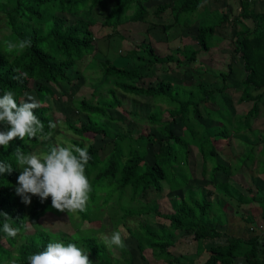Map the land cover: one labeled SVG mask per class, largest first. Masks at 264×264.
Returning a JSON list of instances; mask_svg holds the SVG:
<instances>
[{"label":"trees","instance_id":"obj_1","mask_svg":"<svg viewBox=\"0 0 264 264\" xmlns=\"http://www.w3.org/2000/svg\"><path fill=\"white\" fill-rule=\"evenodd\" d=\"M205 1L172 0L159 4L151 13L148 6L150 0H0V95L12 90L19 103L25 92H35L40 102V107L34 110L35 114L44 123V132L51 133L47 141L38 139L28 141L26 137L27 142L16 139L7 150L0 147V162L13 166L11 174L5 173L0 176V213H7L8 222L12 227L19 229L16 238L6 237L2 231L5 217L0 216V264H11L12 261H15V264H27V257L43 251L50 241L75 243L78 247H83L88 252L92 264H113L107 247L94 232L98 231L99 225L103 224L102 220L105 219L114 231H119L114 222L115 208L123 210L124 216L128 217V212L118 203H114L115 194L121 200L124 194L131 193L132 200H137L139 205L145 206L143 207L145 213L158 217L157 221L162 227L155 229L150 225H143L144 231L139 235L138 246L144 259L146 257L143 254L149 249L156 260L165 261L166 264H189L187 258L190 256H175L169 251L171 244H175L176 233L182 232L183 236L193 235L200 243L201 247L193 255L195 260L191 261L192 264H197L202 252L206 251L207 248L202 247L204 241L222 237L223 233L218 229L222 223L221 216L228 217L233 212H228L231 209L226 208L228 205L221 204L218 205V211H215L210 198L214 192L218 195L224 194L229 204L239 200V206L242 207L258 203L264 208V199L257 200L256 196H252L249 201L244 200L229 185L233 168L227 160L220 158L224 143L230 139L232 120L223 119L224 116L222 117V112L219 111L220 117L213 127L202 124L203 114L199 107L203 103H206L204 109L208 115L213 110L207 108V104L219 105L220 100L222 105H227L223 93L228 89L229 76L239 71L234 69V63L229 64V73L220 74L221 88H208L204 84L186 88L165 80L154 84L146 82L142 73V70H150L155 66L170 67L174 64L177 69L190 67L198 61L199 54L212 49L211 44L217 27H222L229 19L224 13L220 14L219 22L214 21L216 17L204 16L200 10ZM255 1L240 0L241 11L233 20V50L241 55L243 60L241 69L247 74L240 82L242 93L239 102H255L242 119L244 127L234 130L237 133L251 131V123L261 112L260 101L264 94V12H255ZM167 11L171 12L176 27L191 28L199 22L198 48L195 50L185 45L183 48L186 58L183 60L178 57V52L162 57L152 43H131L126 37L121 36L122 44L129 43L128 45L133 48L125 49L124 54L121 53L112 60L107 58L99 61L102 77L115 80L108 90V95L113 98L107 101L100 100L97 105L86 97L76 99L74 109L78 114L86 116V122L76 126L70 122V118H66L67 129L77 138L67 137L64 138L67 140L65 142L78 147H88L91 160L86 167V175L93 189L89 200L98 203L103 216L88 215L86 210L70 215L66 212L61 213L52 208L51 198L41 203L33 196L30 205L22 203L15 192L20 171L16 168L14 160L16 148L19 147L27 153L45 145L43 152L45 153L52 146H65V142L54 141L56 134L59 133L58 122L53 117L46 98L56 95L54 88L60 89L65 84L67 87L75 88L79 77L74 78V75L80 76L82 66L87 64L90 58L93 59L95 54L104 55L99 51L94 30L96 24H92L87 16H96L97 24L108 30L105 36L111 39L114 33L121 32L122 26L129 23L151 26L152 18H162ZM104 15V19H100V16ZM248 20L253 23L252 27L244 26V22ZM25 39L30 40L31 45L22 52L18 49L6 50L5 41L18 42ZM125 60L130 62L124 63ZM15 69H20V73L27 72V78L16 79L20 73ZM117 90L131 97L152 98L155 102L168 106L167 109L159 106L158 111L145 117L155 130L149 131L147 135L140 132L135 136L134 130L127 128L124 131L121 125H118L119 121L108 113L109 109L122 106ZM226 112L232 116L229 108ZM164 114L168 119L163 118ZM176 119H180L183 124V134L180 136L172 129ZM49 122L54 123L56 127L49 128ZM120 122L126 124L124 119ZM0 130H4L2 125ZM90 135L110 140V143L103 148H97L90 143L92 139ZM171 141L179 149H176V145L172 146ZM261 144L264 147V141L250 145L251 151L243 157V162L249 164V161L254 160L257 147ZM192 145L197 147L202 158V177L209 180L206 186H213L214 192L207 193L204 188L184 190L190 185V181L195 179L193 168L188 165ZM157 146L158 151L155 150ZM178 152L182 153L180 159L176 158ZM261 153L264 155V150ZM210 160L215 164H211L212 169L209 167L208 170ZM181 164L188 167L185 176L181 168H177ZM219 173L225 176L224 181L218 178ZM164 185L167 186L165 192L168 190L185 192L179 201H175L176 208L172 215H162L158 209V201L151 207L149 205L151 202L140 199L151 189L161 192ZM251 191L249 190L250 194ZM198 195H201L202 200L201 197H197ZM109 203L110 206L105 207V204ZM215 212L221 216L215 215ZM106 213L110 218L107 219ZM66 214L74 217L81 214L82 219L81 222H76L79 227L75 229V233L65 226L56 229L53 225L52 228L46 227L47 216L52 215L53 218L59 219ZM136 215L132 214V217ZM246 222L257 225L253 215H250ZM166 224L168 226L163 227ZM55 225L58 226L56 223ZM28 228L32 230L29 233ZM130 232L133 236L131 229ZM208 251L210 256L204 264H234L239 258H244L247 264H264V237L259 234L247 238L230 235L227 244H217Z\"/></svg>","mask_w":264,"mask_h":264},{"label":"rangeland","instance_id":"obj_2","mask_svg":"<svg viewBox=\"0 0 264 264\" xmlns=\"http://www.w3.org/2000/svg\"><path fill=\"white\" fill-rule=\"evenodd\" d=\"M160 0H150L148 3L149 10L152 13L154 10H156L157 6L160 4ZM257 2H262L258 1ZM110 7V6H109ZM263 7V8H262ZM202 8V7H201ZM109 10V9H108ZM258 11L264 10V4L261 3L258 5ZM233 13V12H232ZM221 13L216 12L213 17L214 21L219 22L221 18ZM99 16V15H98ZM91 17V18H90ZM87 16V19L92 22V24H96L94 30L96 33L97 43L99 45V51L101 54H104L102 56L95 54V56L90 58L87 61V64L82 66V73L79 75L75 74L74 78H78V84L75 85V88H71L70 86L67 87V85H63L60 89L54 88L56 95L53 97H47L46 103L51 108V113L55 120L58 122V129L59 133L56 134L55 142L59 143L60 141L65 142L67 140H64V138L69 139L71 138H77L69 129H67L66 125V118H70V122L72 124H75L76 126H80L82 123L86 122V116L84 117L83 114H78L76 110L74 109V104L76 99H81V97H86L88 100H90L94 105H97L100 100L107 101L113 98V96L108 95V90L113 86L115 80L104 78L101 66L99 65V61L103 59H109L112 60L113 58L117 57L121 53L124 54L125 49H132L133 47H130L128 44L121 42L120 37L124 36L127 38L128 41H133L131 43L135 42H142L144 38H148L146 40L151 39L153 43L159 47L162 48L164 51L162 52L160 50L161 55H167V52L171 50H175L179 53L180 58L185 56L186 52L184 50V46H182V43H180L179 35L180 33H174L171 34L169 37L165 36L164 31L162 28H158L157 24L152 18V25H148L150 27L149 31L144 33V28L147 27V25L143 24L140 25L129 23L121 27V32L119 34L114 33L112 36L113 38L107 39L105 35H107L108 30L103 29L100 27L99 23L97 24V17ZM104 16H100V19H104ZM165 20V19H164ZM166 21V20H165ZM164 22V21H163ZM250 27L253 26V23L248 20L247 22ZM217 24V23H216ZM154 25V26H153ZM244 26H246V21L244 22ZM231 30V29H230ZM139 31L138 37H136L135 32ZM151 31V32H150ZM133 32V33H132ZM194 34L190 37L192 40L195 36V30L193 31ZM131 35H130V34ZM197 33V32H196ZM120 35V36H118ZM144 35V36H143ZM224 35V36H223ZM143 36V37H142ZM219 36L225 37L226 41L216 39V41L212 42V51L206 52L207 57L203 61L197 62L192 64L190 67H186L183 69H177L173 65L172 66H155L150 70H142L143 76L146 79V82H153L154 84L157 83L160 80H165L168 82H172L174 84H181V86H184L186 88L190 86H196L198 84H204L208 88H221L222 86V80L219 78L220 74L222 72L226 73L228 72V66L232 62L233 57L236 59L234 64V69L239 70L235 74H231L229 76V80L227 82V91L223 93V97L225 98L227 105H222L221 101L219 100V105L209 103L207 104V108H210L213 110L210 112L211 114L208 115L206 113L204 107H206V103L202 104L199 108L202 111L203 114V121L202 124H204L206 127H213L216 124L217 119L220 117V112H222V117L225 120H232L231 124V131H230V139L227 140V142L223 145V155L224 157H221L220 159L224 158L223 160H226L229 162V165L233 168V176L230 178L229 185L232 186L234 192L236 191L237 194L242 196L244 200H250L252 196H257L259 198H264V193L261 192L259 189L264 188V186L260 185L258 188L257 182L254 180V177L256 176L257 171V164L261 160H263V165L261 166V169L263 171L264 169V155L261 154V151L255 152V159L252 161H249L250 166L246 165V162H243V157L248 153L247 151L251 149L250 145L246 144H253L252 142H255L256 139L264 141V94L261 98L260 103V114L257 117V119L253 120L251 123V131L246 132H234L236 129H240L244 127L243 123V117L246 116V114L249 112V110L253 107V102H244L240 103L239 99L242 93V87L240 85V82L242 79L245 78L247 75L246 72L243 69L242 63H240L239 56L237 54H234L233 48H232V30L231 33L229 31H225L224 33L220 34ZM197 37V34H196ZM133 38V39H132ZM176 39V40H175ZM168 41L166 43L167 47H164V44L162 42ZM165 43V44H166ZM231 43V45H230ZM122 46H124L122 48ZM189 46V45H188ZM192 48V46H189ZM122 48V50H121ZM177 48H180L178 51ZM122 54V56H123ZM177 56V55H176ZM178 56V57H179ZM121 63L122 61L119 60ZM130 61L125 60L124 63H129ZM132 63V62H131ZM242 68V69H241ZM229 73V72H228ZM70 90H69V89ZM96 90V93L94 94ZM72 91V92H71ZM71 92V93H70ZM29 94L33 95L37 99V94L35 92H29ZM118 98L122 102V106L115 107L109 109V114L115 119L118 120V125H121V128L125 131V129L130 128L133 131V135L138 136V133L141 132V134H149V131L155 130V128L149 124V121L147 117L150 113L155 112L159 106L162 107V109H167L168 106L165 104H161L159 102H155L152 98H140V97H131L129 95H124L122 91L117 90ZM219 95V94H217ZM222 99V98H221ZM114 101V100H112ZM230 109L232 112V116L230 117L228 113L226 112L227 109ZM158 111V110H157ZM220 111V112H219ZM165 120L168 119V116L164 114L163 117ZM121 119H124L126 121V124L123 122H120ZM172 129L177 135L183 134V124L180 119H176V124L172 125ZM92 138V139H91ZM90 143L94 144L97 148H103L108 143H110V140H105L102 137H92L90 135ZM88 144V143H86ZM172 146L176 145L173 141H171ZM72 145L69 142H65V146ZM45 145L39 146L35 149L37 153H43L45 149ZM159 146L155 147V150L158 151ZM191 153H190V163L188 165L192 166L194 177L195 179L193 181H190V185L188 187H185L184 190H187L189 188H204L206 191L214 192L215 188L212 186H206L207 182H209L208 179H204L202 177V158L199 154V151L197 147L192 145L191 147ZM236 148V150H235ZM261 148V146L258 147V150ZM176 149H179V147L176 145ZM127 152V150H124ZM178 156H176L177 159H180L182 156V153L178 152ZM241 157V158H240ZM263 157V158H262ZM241 159L237 162L235 159ZM234 161V163H233ZM189 162V161H188ZM209 167L212 169L211 164H215L213 160L209 161ZM245 164V165H244ZM236 166L238 168H236ZM248 166V167H247ZM260 166V165H259ZM177 168H181L182 172L184 173L188 167L183 164L177 166ZM260 169V167H259ZM260 169V170H261ZM260 171V173H262ZM263 174V173H262ZM218 178L224 181L225 176H223L221 173L217 174ZM218 179V180H219ZM220 181V180H219ZM241 183L244 187L242 188V193L238 189V186L236 185V182ZM259 182V181H258ZM167 186L164 185L161 192H156L155 190L151 189L149 190L144 197H140V199H143L145 202H151V205H156L154 202L158 201V209L159 212L164 214L172 215L175 212V201H179L180 197L182 198L184 195V190L178 191V192H171L168 190L165 192ZM252 190L251 194L249 193V190ZM188 194H186L187 196ZM262 196V197H261ZM131 193H126L121 197V200H119L117 194L114 195L113 200L114 203H118L120 207L125 209L126 212H128V217H132V214H137L136 221H129L127 222V225L131 227V231L133 233V237H130L129 235H125L121 232V235L124 239V248H117L113 246L112 248H109L105 245L103 242L102 237L104 235H110L113 231L112 229L108 230L109 228L105 223L99 225L98 231L94 232L95 236H98L100 239H102L101 242L104 243V245L107 247V251L109 256L112 259L113 264H165V261H158L154 258L152 255V251L147 249L144 252V256L147 258L144 259L142 256L139 248L138 243H140V233L144 231L143 224H149L152 228H159L161 224L157 221L158 217H155L154 214L148 215V213H145V209L139 205V202L137 200L131 199ZM197 197H201V195H198ZM212 203L215 207V211L217 212L219 207L218 205L226 206V208L230 209L228 212L232 211L233 217L231 219L222 218L223 222L219 224V230L222 231L223 236L219 239L215 240H207L203 242L202 247H206V251L202 252V256L199 257V260L197 264H204V262L208 259L210 256V252L208 249L210 247H213L217 244H227L228 237L231 236H241V237H251L252 235H255L257 233H261V236L264 237V223H263V214H264V208L260 205H249L248 207L239 206V200L234 201L232 204H229L228 199L224 194H217L214 192L213 195L210 196ZM178 199V200H177ZM202 200V197H201ZM94 200H89L88 205L86 207V212L89 215H99L103 216V213L101 210H99V205L97 202H94ZM102 203V201H100ZM109 204H105V207H109ZM230 206V207H229ZM152 207V206H151ZM264 207V206H263ZM97 208V209H95ZM96 211L98 213H96ZM214 211V210H213ZM214 213L215 215L221 216L220 213ZM143 213V214H142ZM145 213V214H144ZM116 215L115 218L118 219L121 215V213H118L117 211L114 212ZM253 215L255 222L257 225H253L246 222V217L248 215ZM93 217V216H92ZM213 217H215L213 215ZM53 219L55 221H53ZM81 214L77 217L74 216H61L59 219L53 218L52 215H49L45 218V223L47 228H57V227H67L69 231L73 233L76 232V228L79 227V222H81ZM78 221V222H77ZM77 222V223H76ZM55 223L58 225L56 226ZM137 224V225H136ZM165 224V223H162ZM168 224V223H167ZM163 225V227H166L168 225ZM162 227V226H161ZM48 230H54V229H48ZM31 228H28V233L31 232ZM190 235V234H188ZM168 237H170L168 235ZM81 247V246H80ZM201 247L200 243L197 242L194 238V236H185L178 238L176 241V247L170 248L171 252L175 255H188L190 256L187 258V261H189V264H192V260H195V256H193L197 250ZM85 252L86 249L81 247ZM183 263V262H181ZM234 264H247L244 258H239L236 260V263Z\"/></svg>","mask_w":264,"mask_h":264},{"label":"clouds","instance_id":"obj_3","mask_svg":"<svg viewBox=\"0 0 264 264\" xmlns=\"http://www.w3.org/2000/svg\"><path fill=\"white\" fill-rule=\"evenodd\" d=\"M4 43L6 50L18 49L19 52L31 45V41L27 39L18 42L5 41ZM15 71L20 73V69H15ZM27 76V72H22L16 79H25ZM39 107L40 102L27 92L24 93V98L19 103L12 90L5 91L0 95V125L4 129L0 130V147L7 150L11 142L16 139L25 141L26 137L28 141L50 139L51 133L44 132V123L35 114L34 110ZM55 127L54 123L49 122V128ZM14 160L16 168L20 170L15 192L21 198L22 203L30 205L33 196L37 197L41 203L51 198L52 208L61 213L66 212L70 215L85 212L93 190L86 175V167L91 160L87 146L57 145L50 147L45 153L35 151L25 153L17 147L14 152ZM12 171L11 164L0 162V176L5 173L11 174ZM67 214L64 216L67 217ZM0 216L5 217L2 231L6 237L16 238L19 229L11 226L7 213H0ZM106 217L108 219V216ZM102 221L107 225L108 230L112 229L106 219ZM115 224L119 228L116 222ZM112 231L110 235L102 237L103 242L109 248L113 246L125 247L120 231L133 237L129 229L127 231L124 228L120 231L113 229ZM172 247H176V240L175 244H171L169 247L170 252ZM11 264H15V261H12ZM27 264H92V261L89 259L88 252L75 243L65 244L61 241H50L43 251L29 255Z\"/></svg>","mask_w":264,"mask_h":264},{"label":"crops","instance_id":"obj_4","mask_svg":"<svg viewBox=\"0 0 264 264\" xmlns=\"http://www.w3.org/2000/svg\"><path fill=\"white\" fill-rule=\"evenodd\" d=\"M161 2H160V4H163V3H167V2H171L172 0H160ZM258 1H262V2H257V0L255 1V6H254V9H255V12L256 13H262V12H264V10H261V11H258L257 9H258V5L259 4H261V3H263L264 4V0H258ZM263 8V7H262ZM155 11V10H154ZM153 11V12H154ZM170 11V10H169ZM169 11H167V13H165L164 15H163V17L162 18H158V19H153L154 21H155V23L157 24V27L158 28H162V30L164 31V34H166L165 36H170L171 34H174V33H180L181 32V35H179V39H180V43H182V46H192V48H194L195 50L198 48V38L196 37V34H197V36H198V27H199V22H196V24L195 25H193L191 28H185V27H181V26H175L174 25V18H173V16H172V14H171V12H169ZM240 11H241V6H240V0H206L205 1V3H204V5L202 6V8H201V10H200V12L205 16L206 15V17H208V18H210V17H213L212 15H215V13L216 12H219V13H224V14H227L228 15V23H225L222 27H217V29H216V32H215V36H214V39H213V41H216V39H219L220 41L221 40H223V41H226V39H225V37H223V36H219L220 34H222V33H224L225 31H229V33H231V30H232V45H231V43H230V45L232 46V48L234 47L233 46V33H234V21L233 20H235L234 18H236V17H238V15H239V13H240ZM152 12V13H153ZM207 12V13H206ZM209 12V13H208ZM233 12V13H232ZM166 21H165V20ZM164 21V22H163ZM248 21H246V25L247 26H249V24L247 23ZM134 24H138V23H134ZM140 25H143L142 23H139ZM243 23H241V25H242ZM154 26V25H153ZM250 27V26H249ZM241 28V26L239 25L238 26V29H240ZM149 29H150V27H146V28H144V33L145 32H147V31H149ZM231 29V30H230ZM195 30V36H194V38H193V40L190 38L193 34H194V31ZM151 32V31H150ZM197 32V33H196ZM133 33V32H132ZM139 33V31H137V32H135V34H136V37H138V34ZM148 33V32H147ZM130 34V33H129ZM131 35V34H130ZM140 36V35H139ZM144 36V35H143ZM142 36V37H143ZM133 39V38H132ZM146 39H148V38H144L143 40H141L142 42H140V43H144V42H149V43H152V45H153V47L156 49V52L160 55V56H162V57H166V56H169V55H171L173 52H176L175 50H169L168 52H167V55H161L160 53V50L163 52L164 50L161 48H159V47H157L154 43H153V41L151 40V39H149V40H146ZM176 40V39H175ZM130 42H133V41H130ZM166 42H168V41H164V42H162V44H164V46H163V48L164 47H167V44L168 43H166ZM135 43H138V42H135ZM166 43V44H165ZM129 44V43H128ZM139 44V43H138ZM183 48V47H182ZM180 48H177L176 50L178 51ZM212 51V50H211ZM234 51V50H233ZM186 54V53H185ZM234 54H236L235 52H234ZM238 56H239V62L241 63H243V60H242V58H241V55H239V54H237ZM178 56H179V54H178ZM180 57V56H179ZM205 57H207V54L206 53H201V54H199V56H198V61L197 62H200V61H203L204 59H205ZM186 58V55L185 56H183L182 57V60L183 59H185ZM196 62V63H197ZM235 62H237L236 61V59H234V57H233V60H232V63H234L235 64ZM238 63V62H237ZM194 64V63H193ZM258 142H260V143H262V139H261V141H258V139H256L255 140V142H252L253 144H256V143H258ZM227 143L229 144V142L227 141ZM246 145H252V144H246ZM261 146V148L258 150V147H257V150H256V152H263V150H264V147H263V145L261 144L260 145ZM223 149V148H222ZM235 150H236V148H235ZM223 151V150H222ZM251 151V149L250 150H248L247 152L249 153ZM262 154V153H261ZM247 155V154H246ZM263 155V154H262ZM221 156L222 157H224V155H223V153H221ZM241 157H244V156H241ZM240 157V158H241ZM235 159V160H237V162L238 161H240L241 159ZM263 158V157H262ZM224 159V158H223ZM243 159V158H242ZM227 160V159H226ZM233 163H234V161H233ZM245 165V164H244ZM246 165H249L250 166V163L249 164H246ZM260 165V166H259ZM263 165V160H261L260 162H259V164H257V173H256V176L254 177V180L257 182V184H258V188L260 187V185H262V186H264V169H263V171H262V169H261V166ZM248 167V166H247ZM259 167H260V169H259ZM236 168H238L237 166H236ZM260 171H262V173H260ZM233 171L231 172V178H232V176H233ZM259 181V182H258ZM229 182H230V179H229ZM236 182V181H235ZM235 186H238V189L241 191L242 190V188H244L245 189V187L241 184V183H238V182H236V185ZM233 189V188H232ZM251 190V189H250ZM260 190V192H261V195H262V192H264V188H263V190L262 189H259ZM241 193H242V191H241ZM262 197V196H261ZM257 200H259V197L257 196V198H256ZM261 199V198H260ZM262 199H264V198H262ZM257 205H259L258 203H257ZM110 206V205H109ZM260 206V205H259ZM262 206V205H261ZM115 211L114 212H118V213H121V215H120V217L118 218V219H116L115 217V222L118 224V226H119V228H118V230H122L123 228L127 231V229H131V227L129 226V225H127V222H129V221H136V219H137V215L136 216H134V217H125L124 216V212H123V210L121 211V209L120 208H115L114 209ZM234 213V212H233ZM151 214V213H150ZM150 214H148V215H150ZM106 215L110 218V216L106 213ZM166 215H169V214H166ZM251 215V214H250ZM250 215H248L247 217H246V219H248L249 217H250ZM116 216V215H115ZM156 217V216H155ZM222 218H226V219H231V217H233V214H230V215H228V217H226L225 215H222L221 216ZM254 217V216H253ZM222 222H223V219L221 220ZM224 223V222H223ZM263 223H264V217H263ZM143 225H149V224H143ZM219 232H221V233H223L222 231H220L219 230ZM223 234H225L226 235V233H223ZM257 234H259V233H257ZM256 235V234H255ZM259 235H261V233L259 234ZM223 236V235H222ZM130 237H131V235H130ZM181 237H185V236H183L182 235V232H179V233H176V238L174 239V240H176L177 241V239L178 238H181ZM220 239V238H219ZM175 248V247H174ZM166 264V263H165Z\"/></svg>","mask_w":264,"mask_h":264}]
</instances>
